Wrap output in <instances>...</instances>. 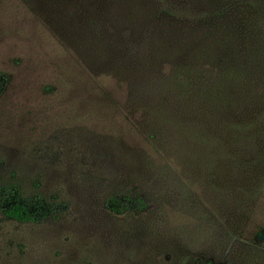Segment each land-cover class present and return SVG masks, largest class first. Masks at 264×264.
<instances>
[{
  "label": "rangeland",
  "instance_id": "1",
  "mask_svg": "<svg viewBox=\"0 0 264 264\" xmlns=\"http://www.w3.org/2000/svg\"><path fill=\"white\" fill-rule=\"evenodd\" d=\"M206 3L0 0V185L66 205L36 223L0 212V264H264V191L246 225L224 210L204 161L160 144L171 125L146 97ZM114 194L141 205L115 213Z\"/></svg>",
  "mask_w": 264,
  "mask_h": 264
},
{
  "label": "trees",
  "instance_id": "2",
  "mask_svg": "<svg viewBox=\"0 0 264 264\" xmlns=\"http://www.w3.org/2000/svg\"><path fill=\"white\" fill-rule=\"evenodd\" d=\"M210 1L204 7L188 4L198 34L191 36L193 45L182 60L156 76L146 97L164 113L163 126L171 125L169 141L160 144L192 165L202 159L208 175L220 181L214 185L219 205L226 210L233 204L246 225V207L240 206L264 191V0ZM6 81L0 72V94ZM140 205L126 194L106 200L115 213ZM65 208L40 193L23 195L17 184L0 185L5 218L36 223L57 218Z\"/></svg>",
  "mask_w": 264,
  "mask_h": 264
}]
</instances>
